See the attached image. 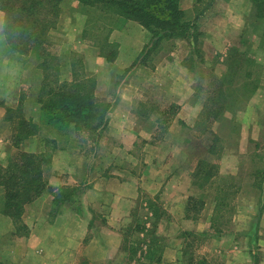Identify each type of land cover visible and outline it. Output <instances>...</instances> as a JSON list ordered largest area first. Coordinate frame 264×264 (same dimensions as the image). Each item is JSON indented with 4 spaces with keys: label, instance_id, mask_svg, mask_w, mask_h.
Masks as SVG:
<instances>
[{
    "label": "rangeland",
    "instance_id": "374dc122",
    "mask_svg": "<svg viewBox=\"0 0 264 264\" xmlns=\"http://www.w3.org/2000/svg\"><path fill=\"white\" fill-rule=\"evenodd\" d=\"M204 2L209 4L212 0ZM251 2L254 7L251 17L254 19L258 7L254 0ZM186 11L191 17L199 10L193 7ZM0 13L2 33L4 13L3 11ZM110 18L111 16L105 15L98 8L84 6L80 0H64L61 16L57 26L49 33L48 40L50 51L62 62V79H71L74 70L79 74L89 73L97 81L98 95L112 100L118 95L121 85L131 79L130 71L145 64L122 70L111 68V65L108 66L99 60L100 47L97 43H102L108 36V41L118 45L117 42L110 40L112 36L109 28L116 24L111 22ZM257 21L258 24L254 20L251 21L250 29L242 31L240 41L229 48L224 56L219 55L209 61L197 60L198 65L196 67L194 65L198 74L196 96L204 101V109L210 104V92L216 88L219 84L218 79L223 77L229 68L228 55L234 48L247 50L255 58L258 62L255 68L256 81L260 87H264V19L263 22H260L259 18ZM85 29L86 35L83 33ZM129 29L136 32V29ZM193 33L195 37L203 36L201 30ZM0 37V96L11 95L9 105L0 103V113H5L9 118L11 131L10 116H25L40 126L36 135L27 138L20 145H16L11 137L12 146L14 145L12 158H16L25 148L37 149L35 153H45L48 157H52L56 149L68 148L75 153L88 156L86 161L90 165L97 164L103 158L102 152L116 145L117 140L108 134L106 137H100L97 142L88 134L78 135L72 128L60 130L43 122L38 101L43 78L39 68L42 59L37 55L26 56L15 51H12L13 55H5L3 52L11 51L5 36ZM174 41L173 39L164 41L158 53L154 54L153 60L145 65L147 67L145 70L151 71L150 68L152 69L173 50ZM240 82L235 80L234 84ZM150 94L154 97L151 104L142 107L143 110L149 109L154 114V120L146 121L147 128L155 131L150 141L159 142L164 139L165 146L171 147L172 139L164 137L174 115L170 112L171 106L176 104L162 107L160 95ZM241 98L240 102L228 101L225 120L221 123L215 122L213 126L215 132L218 130V134L223 137L218 141L217 152L208 151L207 146L213 144L214 137L210 131L212 129L202 115L193 135H189V139L194 143H190L188 148V153L194 156L190 158L193 166V184L187 186L188 197L185 202L182 199L174 201L172 194L165 195L166 199L162 201L160 198L156 201L160 206L158 217L151 214L148 208L151 205L146 198L148 193H142L143 197L139 198L130 220L124 226L126 235L124 246L128 249L130 262L125 264H164L162 261L164 250H169L168 258L172 260L178 259L177 254L181 253L179 262L174 264H230L240 261L244 262L242 264H258L264 260V93L258 98L260 104L257 106L255 103L257 107H252V110L247 112L246 106L250 99H246L244 94ZM243 109L245 115H242ZM165 110L170 113H164ZM117 139L119 143L120 139ZM137 142L133 147L136 165H125L129 173H140L144 168L148 151L142 147L145 143L143 138ZM154 156H157L156 153L151 152L149 159H153ZM170 156L173 154L161 152L156 160L160 158L164 161ZM58 160L61 162L62 156ZM201 160L216 165L215 171L218 172L210 182H206L202 177L199 182H204V185L196 184L193 176ZM162 161L161 168L155 163L153 172L157 176H164L166 170H170L168 167L171 161ZM44 169L46 180L59 172L51 163H46ZM75 178L78 177L74 176V180ZM69 186L66 191L68 194H78L83 190L78 184ZM172 189L175 188L172 186ZM63 191L65 192V189ZM152 195L156 197L158 194L151 193ZM178 214L190 216L192 222L183 224L179 221L180 218H177ZM161 215L168 219L162 223L159 231L168 233L158 235L155 230ZM169 218L175 221L171 227L169 221L172 219ZM98 220L101 221V218ZM192 227L203 230L205 228V231L195 233L193 230L196 229ZM186 232H191L192 235H187ZM150 247L155 250L153 255L149 254ZM109 262L110 259L105 264Z\"/></svg>",
    "mask_w": 264,
    "mask_h": 264
},
{
    "label": "crops",
    "instance_id": "0c3cea01",
    "mask_svg": "<svg viewBox=\"0 0 264 264\" xmlns=\"http://www.w3.org/2000/svg\"><path fill=\"white\" fill-rule=\"evenodd\" d=\"M181 6L185 11L193 7L199 10L191 17L187 15L192 22L188 37L173 39L174 49L150 68L151 71L145 70V65L129 70L131 79L126 80L118 95L110 100L113 106L102 135L110 134L117 143L102 152L103 158L97 164L90 165L86 161L88 156L68 148L56 149L51 166L59 172L46 180L47 186L40 195L25 204L21 228H18L15 218L2 209L5 191L0 185V264H105L108 259V264L130 263L128 249L124 246V226L139 198L143 197L142 193H148L146 198L151 204L148 208L153 215L152 205L160 208L156 201L160 198L163 201L165 195L172 194L174 201L187 200V186L193 184L190 158L194 157L188 153L189 144L193 141L189 135H193L204 110V101L196 94L197 60L209 61L216 56H224L240 41L242 31L250 29L251 21L258 24V16L255 12V18L251 17L254 10L251 0H213L209 4L204 0H181ZM129 28L136 29V32ZM197 30L203 32L202 38L193 36ZM0 36H4L3 33L0 32ZM110 36L111 41L118 43V56L109 61L98 55L99 60L111 68L124 70L138 66L134 63L151 42L152 34L139 21L128 20L122 27L113 29ZM7 51L3 53L13 55L11 50ZM150 93L160 95L162 107L172 104L178 107L164 137L172 139L171 147L165 146L164 139L150 141L155 131L147 128L146 121L154 120V114L142 108L151 104L154 97ZM263 93L264 87H259L248 101L246 112L260 104L258 98ZM10 100L11 95L0 96L1 104L9 105ZM246 112L243 109L242 115ZM11 137L10 120L5 113H0V168L12 160L14 145ZM140 138L145 142L143 149L148 151L144 168L140 173H129L125 165H136L133 147ZM24 151L35 152L37 149L25 148ZM165 151L173 156L164 161L156 160L158 154ZM151 152L157 155L153 159H149ZM61 156L60 162L58 158ZM161 161L172 163L169 162L170 170L167 169L164 176H157L153 170L155 163L160 167ZM176 169L179 171L175 172ZM74 176L78 178L74 180ZM75 184L83 189L82 192L68 194L69 185ZM151 193L158 195L151 196ZM160 217L155 230L158 235L168 233L159 231L168 219L163 215ZM178 217L183 224L192 222L185 214H178ZM169 222L170 227L175 223L174 219ZM192 229H196L193 230L195 233L205 231V228ZM163 255L164 264L178 263L181 257L179 252L178 259L168 258L169 250H164ZM258 264H264V260Z\"/></svg>",
    "mask_w": 264,
    "mask_h": 264
},
{
    "label": "trees",
    "instance_id": "16d2710c",
    "mask_svg": "<svg viewBox=\"0 0 264 264\" xmlns=\"http://www.w3.org/2000/svg\"><path fill=\"white\" fill-rule=\"evenodd\" d=\"M63 1L0 0V11L4 13L2 33L11 51L26 56L37 55L42 59L39 68L43 78L38 96L42 121L60 130L72 128L78 135L88 134L92 140L98 142L108 125L113 104L107 97L97 94V81L89 73L79 74L74 70L71 79H62V62L49 49V33L57 26ZM254 1L258 7L257 16L262 20L264 0ZM80 2L84 6L98 8L105 15L111 16V22L116 24H112L110 32L122 27L128 20L139 21L151 32V42L144 47L134 65L149 64L164 41L188 37L192 27L191 20L181 6V0H80ZM83 33L86 35L87 29ZM108 39L107 36L102 43L97 44L100 47V55L113 61L118 56V45ZM197 52L199 53L198 50ZM228 62L227 72L218 79L219 84L210 92V104L202 113V117L212 129L210 131L214 142L207 146L208 151L212 153L217 152L218 141L223 138L215 132L213 126L215 122L221 123L225 120L228 101L240 102L243 94L249 100L260 87L255 77L258 62L249 51L234 48L228 55ZM72 65L76 66L75 63ZM235 80L241 82L234 84ZM171 108L170 112L176 113L177 106L172 105ZM10 119L12 140L16 145L36 135L40 129L38 123L25 116H10ZM51 161L52 157L46 156L45 153L21 150L7 166L0 168V185L5 191L2 209L15 218L18 228L23 227L21 218L25 204L40 195L47 186L44 167ZM199 165L193 175L196 184L204 185V182H199L202 177L206 182H210L218 174L214 164L201 160ZM152 209L154 215L159 217L160 208L152 205ZM186 234L192 235L191 232ZM148 251L150 255L155 253L152 247ZM158 259L161 260L160 257Z\"/></svg>",
    "mask_w": 264,
    "mask_h": 264
}]
</instances>
